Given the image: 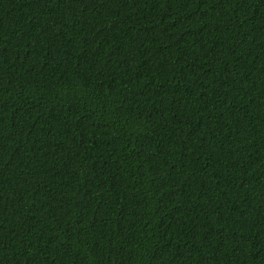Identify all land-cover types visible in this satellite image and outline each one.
<instances>
[{
	"label": "trees",
	"instance_id": "1",
	"mask_svg": "<svg viewBox=\"0 0 264 264\" xmlns=\"http://www.w3.org/2000/svg\"><path fill=\"white\" fill-rule=\"evenodd\" d=\"M0 264H264V0H0Z\"/></svg>",
	"mask_w": 264,
	"mask_h": 264
}]
</instances>
